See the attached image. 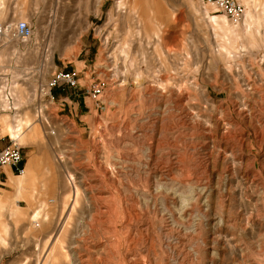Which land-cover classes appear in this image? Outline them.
<instances>
[{
    "label": "rangeland",
    "instance_id": "obj_1",
    "mask_svg": "<svg viewBox=\"0 0 264 264\" xmlns=\"http://www.w3.org/2000/svg\"><path fill=\"white\" fill-rule=\"evenodd\" d=\"M237 1L0 0L32 27L0 42L26 163L0 171V264H264V0Z\"/></svg>",
    "mask_w": 264,
    "mask_h": 264
},
{
    "label": "built area",
    "instance_id": "obj_2",
    "mask_svg": "<svg viewBox=\"0 0 264 264\" xmlns=\"http://www.w3.org/2000/svg\"><path fill=\"white\" fill-rule=\"evenodd\" d=\"M219 11L230 17H241L244 8L237 0H207ZM5 35L12 39L27 40L32 36V27L26 21H18L15 25L6 24L0 26V42ZM79 86L78 76L74 71H55L45 85L48 96L53 100L51 91L56 88L77 89ZM105 84L102 82L91 84L88 95L97 101L103 94ZM8 138L7 144L0 146V168L11 167L12 173L16 176L24 174L23 156L21 147L8 135H1L0 143Z\"/></svg>",
    "mask_w": 264,
    "mask_h": 264
},
{
    "label": "crops",
    "instance_id": "obj_3",
    "mask_svg": "<svg viewBox=\"0 0 264 264\" xmlns=\"http://www.w3.org/2000/svg\"><path fill=\"white\" fill-rule=\"evenodd\" d=\"M142 3L146 4V0H142ZM79 98H80V94L77 93V91H76L73 94H71L69 102H71L72 104H74L77 107V106H79V103L81 102V100H79ZM5 144H7L6 139L3 142L0 143V146L3 147ZM34 160H35V157H32L31 160L29 161L28 168L26 169V170H28V172H29V167L31 166V164L33 163ZM23 165H24V168H25L26 163L24 161H23ZM0 171H1V173H4V175L8 178L9 177V172L12 173V168L11 167H4V168H0ZM16 177H21V176H16Z\"/></svg>",
    "mask_w": 264,
    "mask_h": 264
},
{
    "label": "bare ground",
    "instance_id": "obj_4",
    "mask_svg": "<svg viewBox=\"0 0 264 264\" xmlns=\"http://www.w3.org/2000/svg\"><path fill=\"white\" fill-rule=\"evenodd\" d=\"M17 23V22H16ZM16 23H14V25L16 24ZM11 25H13V23H10ZM2 25H4V24H2ZM6 25V24H5ZM248 32L246 31V34H247ZM6 39H8V40H6ZM10 39H12V38H10V37H8V35H5L4 36V38H3V40H6V41H11ZM23 41H25V40H23ZM251 42V41H250ZM253 110V109H252ZM251 113V112H250ZM248 116V115H247ZM10 127V126H9ZM8 132L9 133H11V135H14L13 134V130H12V128L10 127V128H8ZM15 136H17V134L15 135ZM15 140V139H14ZM25 172V171H24ZM22 176V175H21ZM23 180H21L18 184H17V189H20L21 187H22V185H23ZM124 213V212H123ZM37 216V215H36ZM36 216H35V218H36ZM129 216V215H128ZM36 220V219H35ZM59 241V240H58ZM58 243V242H57ZM53 256V255H52ZM48 257V256H47ZM51 259V258H50ZM54 259V258H53ZM57 260V259H56ZM55 260V261H56ZM51 261V260H50Z\"/></svg>",
    "mask_w": 264,
    "mask_h": 264
}]
</instances>
